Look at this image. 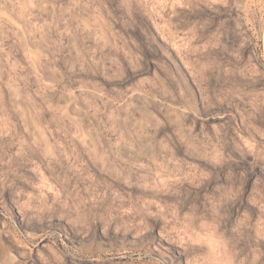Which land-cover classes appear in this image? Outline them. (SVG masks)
Returning <instances> with one entry per match:
<instances>
[{
	"label": "rangeland",
	"instance_id": "1",
	"mask_svg": "<svg viewBox=\"0 0 264 264\" xmlns=\"http://www.w3.org/2000/svg\"><path fill=\"white\" fill-rule=\"evenodd\" d=\"M0 264H264V0H0Z\"/></svg>",
	"mask_w": 264,
	"mask_h": 264
},
{
	"label": "bare ground",
	"instance_id": "2",
	"mask_svg": "<svg viewBox=\"0 0 264 264\" xmlns=\"http://www.w3.org/2000/svg\"><path fill=\"white\" fill-rule=\"evenodd\" d=\"M68 232V231H67ZM164 238H166V237H164ZM157 242H158V244L161 246V247H163V248H165V249H167V250H169V251H171L172 253H179L180 251H177L171 244H169V240L168 241H166L165 239H163V237L161 238V237H158L157 238ZM175 244V243H174ZM179 250V249H178ZM174 255V254H173ZM176 255V254H175ZM186 263H188V262H186Z\"/></svg>",
	"mask_w": 264,
	"mask_h": 264
}]
</instances>
